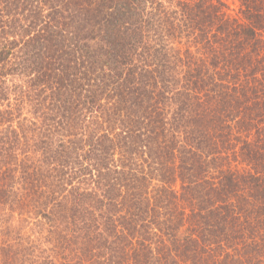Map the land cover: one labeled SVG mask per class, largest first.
<instances>
[{
  "label": "trees",
  "instance_id": "16d2710c",
  "mask_svg": "<svg viewBox=\"0 0 264 264\" xmlns=\"http://www.w3.org/2000/svg\"><path fill=\"white\" fill-rule=\"evenodd\" d=\"M0 0V264H264V0Z\"/></svg>",
  "mask_w": 264,
  "mask_h": 264
},
{
  "label": "rangeland",
  "instance_id": "374dc122",
  "mask_svg": "<svg viewBox=\"0 0 264 264\" xmlns=\"http://www.w3.org/2000/svg\"><path fill=\"white\" fill-rule=\"evenodd\" d=\"M227 4V6L229 7V14H231L232 16H238L239 15V10H240V6H239V2L238 0H224Z\"/></svg>",
  "mask_w": 264,
  "mask_h": 264
}]
</instances>
